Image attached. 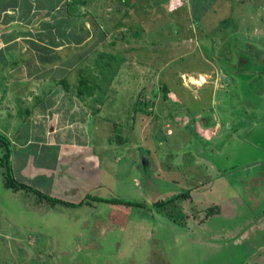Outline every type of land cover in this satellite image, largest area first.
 Listing matches in <instances>:
<instances>
[{
	"label": "rangeland",
	"instance_id": "1",
	"mask_svg": "<svg viewBox=\"0 0 264 264\" xmlns=\"http://www.w3.org/2000/svg\"><path fill=\"white\" fill-rule=\"evenodd\" d=\"M122 3L20 0V32L41 45L15 60L20 67L0 58V135L11 149L5 160L0 143V264H238L248 249L264 247V88L237 90L235 100L222 67L246 40L264 47V0H136L127 13ZM59 40L67 48L52 53L47 43ZM53 59L57 67L48 65ZM80 77L93 96L79 94ZM232 99L248 103L233 108ZM215 117L220 127L211 137L220 147L227 123L239 118L236 134L248 138H235L228 158L222 154L223 166L237 169L232 181L216 180L223 183L216 199L225 195L236 208L195 226L176 197L191 169L212 173L197 165L196 154L211 144ZM22 158L33 159L34 175L20 169ZM6 166L17 181L54 199L6 187ZM60 174L67 177L62 187ZM152 174L175 184L152 188L145 182ZM172 194L164 206L153 205ZM207 197L212 201L198 202L201 216L208 205L226 203ZM250 261L264 264V248Z\"/></svg>",
	"mask_w": 264,
	"mask_h": 264
},
{
	"label": "flooded vegetation",
	"instance_id": "2",
	"mask_svg": "<svg viewBox=\"0 0 264 264\" xmlns=\"http://www.w3.org/2000/svg\"><path fill=\"white\" fill-rule=\"evenodd\" d=\"M232 49L234 51H232L233 55H232V58H230L231 59L230 62L222 63V61H220L219 59H218V61H220L223 64L222 67H224V69L226 71L228 69V72H229L228 74H230L229 75L230 82H229V85H228L226 92L229 93V91L233 92V90H234L235 94H234L233 98H235V100H237L238 98H240L239 94L237 93V90H239L240 95H242L241 91L242 90L244 91V89H247V88H249L253 91H254V89L259 88V87H262V89L264 88V47L263 48L260 47L258 41H255V40L254 41H252V40L247 41L246 40V41H244L243 44L236 45V46H234V48L232 47ZM241 80H243V83H240ZM235 100L232 99V101L230 102V105L233 108H238V107L242 108L244 103H246V105L248 103V102H243L241 100L238 102H235ZM263 104H264V102H263ZM263 107H264V105H263ZM245 113H247L246 110H245ZM257 114L258 113L256 112L255 115H257ZM263 114H264V111H263ZM242 119L243 118L237 119L234 124H232L230 122L229 123L226 122L228 124L229 132H228V134H226V136L223 139V145H222L223 147H220V145L222 143H220V141H218V143H214L213 142L214 139L211 137L212 135L217 134V130L220 127V124L218 123V121L215 117V120H213V127L211 128V134L209 137L210 140L208 139V141H207L208 143L211 142V144H208L207 146L203 147L202 150L199 148L198 149L199 152L196 154L197 158H198L196 161L197 165H199V167H201V165H202L201 168H203L204 170H211L212 173L210 172L208 175H206V174L202 175L201 173L198 172V169H200V168H198V167H196L195 169L193 168V169H191V170H194L193 174L189 175V173L191 171V170H189V172H187L189 176H185V178L187 180L186 184L183 185L182 187H179V189L180 188L181 189H180L176 198L180 199L179 202L181 204V207L183 206V208L185 210L183 215H185L186 219L187 220L188 219L189 220L195 219L194 220L195 226H199L201 224L200 221L202 220V217L209 219L210 215L213 216V215L220 214L226 208H229V206L236 208L234 206V204H231L229 200L225 199L226 198L225 195H224V197H220L219 199L218 198L216 199L217 195L215 194V192H217L220 189L221 185L223 184L222 181H216V180H218L219 178H221V179L226 178L228 181H232L231 177L234 173H236V170H237L236 167H234V166H230L227 169V167L229 166L228 164H225V166H223V164L225 162L227 163V161L223 162L221 160L222 154L224 152H226V155L228 158L229 152L232 151L235 147V144L233 142L235 140V138L240 136V138L242 140L248 141V138L242 137L240 134H236L237 128L241 125ZM235 124L237 125V127L234 126ZM249 143L252 144V146L254 148L260 149L258 147V145L251 143V142H249ZM218 147H220V148H218ZM211 159H213V161H214L213 164H212V162H210ZM217 161H221V162L217 163ZM146 166H147L146 170L147 171L149 170L152 173L150 163H147ZM251 167L252 166L249 167V170L251 169ZM141 169H143V167H141ZM145 173H147V172L145 171ZM258 179H259V177H258ZM166 180H172V179L163 177L160 174L159 175L158 174H152L151 179L147 180V182L149 184L153 185V186H151L152 188L157 186V188H159L161 190H163V188H164L163 187L164 182H167V183L169 182L168 186L171 184H175L174 181H166ZM217 182H218V184H217ZM241 186L243 187V184H241ZM216 188L218 189L217 191H216ZM221 189H220V196H223V192L221 191ZM212 192L214 194H212ZM252 193H253V191L250 192V194L248 195V198L252 195ZM207 195L215 197V199H216L215 201H217V202L225 201L226 203L223 204L224 205L223 207H218V204H214L211 206L208 205L206 207L207 209L205 210V212L203 211V213H204L203 216H201L199 214V211L197 210L198 202L203 203L205 200H207V198H208ZM256 195H258V194H256ZM174 197L175 196H173V194H172L171 196H169V199L170 198L173 199ZM190 199H192V200L190 201ZM243 199H244L243 201H246V202H244L246 204L247 200L245 198V193H243ZM39 200H41V199H39ZM160 200H162V199H160ZM209 200H211V199H209ZM133 203H131V206L134 205ZM139 203L141 204V202H139ZM121 204L127 205L124 203H121ZM194 205L196 206L195 210L193 209ZM212 208H214V210H215V212H213V213H211V211H210ZM182 210L183 209L181 208V212H182ZM260 216H262V215H257V217H256L257 222H258V220L262 219ZM196 219L199 221V223L196 222L197 221ZM252 223H256V222H252ZM185 227L189 228V226H185ZM190 228H192V227H190ZM196 228H199V227H196ZM238 230L235 233H237ZM194 231H195V229H194ZM251 232H252L251 230L248 231L249 234ZM204 239H205V237H204ZM236 240H237V238L235 236L234 241L236 242ZM248 240H250L249 237H248ZM198 242L199 243L201 242L200 237L198 239ZM207 245H209V244H207ZM262 248H264V247L258 246L257 249H254V248L248 249L246 253L242 254L243 255L242 256V258H243L242 262H244V264H248V262H250V259L253 258L258 252H260Z\"/></svg>",
	"mask_w": 264,
	"mask_h": 264
},
{
	"label": "crops",
	"instance_id": "3",
	"mask_svg": "<svg viewBox=\"0 0 264 264\" xmlns=\"http://www.w3.org/2000/svg\"><path fill=\"white\" fill-rule=\"evenodd\" d=\"M9 1L10 0H0V58H3L4 61L6 60L7 63H8V59H9V62H12L13 65H15L16 67L17 66L20 67V64L17 65V63H16L15 60H17V58L19 56L21 57V56L27 54L28 52L31 53V51L33 50L32 45H34L35 43L38 44V45H41V44H39L40 41L37 40L35 38V36H31V35H29V34H27L25 32H20V0H11L12 3H9ZM61 1L64 2L65 0H61ZM82 1H83V3L85 2V0H82ZM70 29H72V28H70ZM83 40L84 39H82V41ZM61 41L62 40H59V43H57V44L56 43H53V44H48L47 43L48 49L50 51H52V53H56V52H59V51L60 52L63 51L65 48H67L66 47L67 45L65 46V44H63L64 42H61ZM46 53H48V52H46ZM51 62L52 61H50V63H48V65L49 64H52L53 66H56L57 67V65L59 64L58 61H57V59H53V63H51ZM72 66H71V69L68 71L67 74H70V73L73 74L72 71L75 68H72ZM21 70L22 71H20V68H18V69H16L15 73L14 72L13 73H8V75H10V77H7L4 80L11 79V76L12 75H18V74L20 75V73L26 72V67H25V69H21ZM30 74L33 75L32 73H30ZM63 76L65 77V75H63ZM37 80H38V78H37ZM39 80H42V79H39ZM44 80H47V79L44 78ZM67 83L69 84L68 81H67ZM8 84L9 83L5 81V85H8ZM77 85H79L78 79H77ZM69 89H71L70 85H69ZM69 89H67V90H69ZM83 95L84 96H93V95H87L86 93L83 94ZM25 111L28 112V110H25ZM44 114L45 113H41L42 116H44ZM52 130H54V128H52ZM45 136H46L45 137V142H46V141L51 140L52 134H45ZM27 142H25L24 145H27ZM48 144H52V141L51 142L49 141ZM72 147H74V144H72ZM60 149L62 151V148H60ZM65 149H66V147H65ZM65 149L63 151H65ZM21 157H22V155H21ZM32 160H33L32 158H22V162H20L19 165H21L20 169L24 165L27 166V174H28V172L30 170H32V175H34L36 173L37 169H36L35 166L33 168V164L31 163ZM135 169H136V167H135ZM66 172H68V171H66ZM64 178L67 181V177H64ZM64 178H63V175H61V174L59 175V179L58 180L61 183V184L59 183V186L60 187H62L61 185L63 183L64 184L66 183V181H65ZM150 179L151 178H149V179L147 178V180H150ZM147 180H145L146 185L149 184L147 182ZM84 183H85V181H84ZM149 185L150 186H153L152 184H149ZM57 187H58V185H57ZM151 256L153 258V254H151V253L146 254V259H149V261H150V259H151L150 257ZM150 263L152 264L151 261H150Z\"/></svg>",
	"mask_w": 264,
	"mask_h": 264
},
{
	"label": "trees",
	"instance_id": "4",
	"mask_svg": "<svg viewBox=\"0 0 264 264\" xmlns=\"http://www.w3.org/2000/svg\"><path fill=\"white\" fill-rule=\"evenodd\" d=\"M78 2H83L82 0H77ZM135 1L136 0H123V3H122V6H123V4H124V11H125V13H127L128 12V9L130 8V7H132V5L133 4H135ZM128 7L127 9H126V7ZM120 25V21L118 20L117 21V26H119ZM78 81H79V94L81 95V94H87V95H93V92H92V88H89V87H87V84H84L83 82H84V80L82 79V77H80L79 79H78ZM60 83L66 88V89H69V84L67 83V81L64 79V78H62L61 80H60ZM164 89H165V91H166V86H164ZM98 107V106H97ZM118 140L119 141H121L122 140V138L120 137V138H118ZM0 143H1V145H4L5 146V148H6V153H4V155H3V157L4 158H6L5 160H7L8 159V157H9V155H10V150L11 149H9L8 147H9V145H10V143L8 142V140H7V137L6 136H4V135H0ZM1 160H2V158H1ZM0 164L2 165V161H0ZM6 168V171H5V173L4 174H6L7 173V176L5 177V175H4V185L6 186V187H10V188H13V189H24V190H26V191H33V192H35L36 193V195L40 198V197H42L43 199H46V200H48V199H54L53 197H50V195H42V193L41 192H39L38 190H36V189H33V188H30V186H28V185H26L25 183H22V182H19V181H17V179H15V177L14 176H12L13 174L11 173L12 172V170H11V168L9 169V167L8 166H6L5 167ZM56 199V198H55ZM94 199H97V200H100V201H105V202H112V203H124V204H127V205H129V204H131V203H133L132 202V200H128V199H122V198H105V197H98V196H96V197H94ZM172 198H170V199H168V200H166V201H164V200H157V201H154L153 202V205L155 206V207H161V206H164V204L165 203H167L168 201H170ZM69 203H71V202H69ZM72 204H78V203H75V202H72ZM133 204H137V205H140V203L139 202H137V201H135ZM142 205L144 204V203H141ZM180 217V216H179ZM178 219H180V218H178ZM242 256L243 255H241L238 259H237V261L239 262L238 264H244V262H242ZM251 262V261H250Z\"/></svg>",
	"mask_w": 264,
	"mask_h": 264
},
{
	"label": "bare ground",
	"instance_id": "5",
	"mask_svg": "<svg viewBox=\"0 0 264 264\" xmlns=\"http://www.w3.org/2000/svg\"><path fill=\"white\" fill-rule=\"evenodd\" d=\"M195 82H196V80L195 79H193ZM197 80H200V81H204L205 80V77L204 76H200ZM199 81V82H200ZM197 83V82H196ZM201 83V82H200ZM199 84V83H198Z\"/></svg>",
	"mask_w": 264,
	"mask_h": 264
}]
</instances>
